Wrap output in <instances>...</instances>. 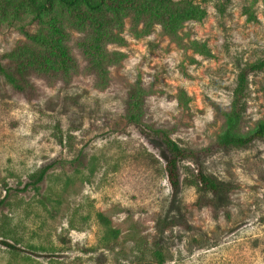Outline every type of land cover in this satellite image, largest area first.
<instances>
[{"label":"rangeland","instance_id":"374dc122","mask_svg":"<svg viewBox=\"0 0 264 264\" xmlns=\"http://www.w3.org/2000/svg\"><path fill=\"white\" fill-rule=\"evenodd\" d=\"M194 1L205 13L177 36L125 20L123 40L106 45L120 55L103 75L67 21L76 60L67 75L30 73L28 93L0 72V239L19 248L0 243V264H264V137L204 156L202 168L229 187L224 204L199 207L197 164L179 162L172 191L163 142L129 118L209 147L248 68L238 132L264 119V67L249 69L264 60V0ZM22 40L0 19V62ZM42 166L43 178L27 184Z\"/></svg>","mask_w":264,"mask_h":264},{"label":"trees","instance_id":"16d2710c","mask_svg":"<svg viewBox=\"0 0 264 264\" xmlns=\"http://www.w3.org/2000/svg\"><path fill=\"white\" fill-rule=\"evenodd\" d=\"M204 13V8L194 0H0V19L20 27L26 38L4 54L7 63L0 62V72L16 90L28 93L33 89L28 78L30 73L49 78L57 73L67 75L76 65L75 57L66 44L69 32L63 22L67 21L72 28L83 31L77 45L87 57L88 67L103 75L106 65L116 61V55H120L116 50L109 51L106 45L123 40L119 31L125 20L137 32L146 33L158 24L168 34L177 36V30L184 21L200 19ZM22 17L27 18L31 25L22 23ZM198 46L208 52L204 43H198ZM263 67L264 60L249 65V69ZM247 69L237 75L231 108L224 112V128L209 147L188 148L179 144L168 129L153 127L134 113L129 115L130 120L143 131L154 134L163 142L168 152L164 169L172 191L177 190L180 184L179 162L187 159L197 164V197L194 203L199 207L207 203L224 204L229 187L228 183L202 168L204 156L216 148L246 146L264 137V119L259 120L249 132H238L244 110ZM46 170L47 166H42L30 173L27 184H37ZM180 217L185 221L183 216ZM0 243L18 248L6 240L0 239ZM156 255L162 259L159 251Z\"/></svg>","mask_w":264,"mask_h":264}]
</instances>
